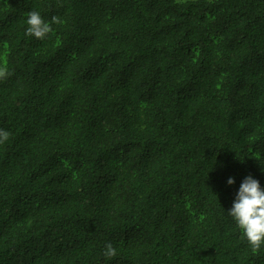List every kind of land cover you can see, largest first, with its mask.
I'll use <instances>...</instances> for the list:
<instances>
[{"label": "trees", "instance_id": "trees-1", "mask_svg": "<svg viewBox=\"0 0 264 264\" xmlns=\"http://www.w3.org/2000/svg\"><path fill=\"white\" fill-rule=\"evenodd\" d=\"M0 65V264H264L228 214L264 189V0H0Z\"/></svg>", "mask_w": 264, "mask_h": 264}, {"label": "clouds", "instance_id": "clouds-1", "mask_svg": "<svg viewBox=\"0 0 264 264\" xmlns=\"http://www.w3.org/2000/svg\"><path fill=\"white\" fill-rule=\"evenodd\" d=\"M53 23L60 24L61 19L58 16H53L48 22L44 20L39 11H30L25 34L43 40L53 32ZM9 75L7 66L0 65V80H6ZM10 136L9 131L0 129V144L7 142ZM234 183L235 179L230 177L228 184ZM228 214L237 222L242 236L246 238L252 251L258 253L264 246V189L261 188L259 180L254 179L251 175L244 179ZM116 255V249L111 243H108L104 256L111 259Z\"/></svg>", "mask_w": 264, "mask_h": 264}]
</instances>
